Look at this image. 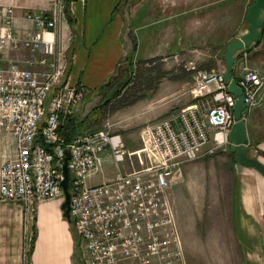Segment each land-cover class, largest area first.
<instances>
[{
    "label": "built area",
    "instance_id": "built-area-1",
    "mask_svg": "<svg viewBox=\"0 0 264 264\" xmlns=\"http://www.w3.org/2000/svg\"><path fill=\"white\" fill-rule=\"evenodd\" d=\"M61 5L53 0L54 14L25 10L22 18L33 30L17 34L12 5L0 3V130L10 131L15 141L14 154L0 162V196L25 205L37 199L62 200L66 148L69 219L84 264H186L167 195L181 179L184 161L226 148L235 96L226 89L222 68L199 67L174 53L198 98L143 126L138 150L129 151L121 135L110 131L108 120L66 140L59 126L79 108L86 89L61 80L62 70L54 61L48 68H34L29 58L20 65L3 55L6 45L19 42L29 51L39 50L44 63L45 55L54 52V39L42 35L56 26ZM231 74L243 93L240 117L246 120L264 92V74L244 61L238 67L233 63ZM140 151L154 162L89 182L106 158L118 164L135 155L141 163Z\"/></svg>",
    "mask_w": 264,
    "mask_h": 264
},
{
    "label": "crops",
    "instance_id": "crops-1",
    "mask_svg": "<svg viewBox=\"0 0 264 264\" xmlns=\"http://www.w3.org/2000/svg\"><path fill=\"white\" fill-rule=\"evenodd\" d=\"M36 1L43 2H26L31 7L27 9L54 14L51 2L44 7L47 0ZM137 1L123 0L122 6L134 3L130 21L137 25L132 29L142 31L144 44L149 51L158 52L159 60L175 53L181 60L193 59L199 67L223 68L220 52L228 41L246 30L244 14L252 0H143L141 5ZM15 5L16 33L32 31L31 22L22 18L20 4ZM86 6L85 0H63L56 26L42 35L54 39V52L45 55L44 63L39 62V50L29 51L19 42L6 45L3 55L18 60L20 65H26L23 60L29 58L34 68H48L54 61L62 70L61 80L80 84L86 94L95 91L96 85L111 74L124 56V15L120 9L110 22L104 23L106 16L97 21L93 10L89 11L92 16H88ZM140 16L141 24L137 23ZM258 17L257 39L236 50L234 64L238 67L244 61L264 74V8L259 9ZM162 77L155 91L158 102H151L154 93L144 96V101H150L144 104L150 116L166 111L171 103L164 97L174 88L188 103L198 98L197 93L189 90L190 76ZM89 101L83 98L72 114L71 136L78 133L77 111ZM141 128L129 135L118 132L129 151L141 147ZM245 131L248 155L264 165V92L245 120ZM14 152L13 135L1 129L0 162ZM94 176L89 182L106 178L102 173L100 177ZM170 196L173 211L179 212L180 205L186 214L181 219L174 214L183 254L189 247L186 241L191 239L192 254L215 256L217 264H264V175L255 167L238 162L228 148L201 153L182 163V177L171 187ZM61 201L37 199L25 205L19 199L0 196V264H84L78 234L62 214Z\"/></svg>",
    "mask_w": 264,
    "mask_h": 264
},
{
    "label": "rangeland",
    "instance_id": "rangeland-1",
    "mask_svg": "<svg viewBox=\"0 0 264 264\" xmlns=\"http://www.w3.org/2000/svg\"><path fill=\"white\" fill-rule=\"evenodd\" d=\"M32 1V3H40L43 1H36V0H0L1 3H10L13 5L14 8H17L15 4H20L21 10L24 12L25 9L31 8L25 4L26 2ZM53 0H47L45 2L44 7L49 5L51 2V7L53 6ZM87 4V10L92 11L93 15L97 17V21H100L101 16H106L105 22H110L111 19L118 13H120V9H122V13L124 15L123 20V27L121 30L122 40L124 43V56L119 59L118 62H123L124 65L121 68L119 75L116 78L111 79L109 85H105L101 88V86L106 82L108 75L104 77L102 81H100L96 87L95 91H90L85 95V99L90 100L84 107L86 110L82 111L84 108L77 111L76 117L79 119L78 123V132H85L100 128L105 120H108L110 125V131H116L119 133L125 134H134L140 130L141 127L145 126L146 124L154 121L155 119L165 116L167 114H176L179 109L184 106L189 101L183 98V94H180L177 88L172 89V91H168L165 95L164 99H166L171 104H168V107L164 113L161 114H153L150 116V112L147 111V105L144 104L149 103V100L144 101V96L148 94H153L151 102H158V97L155 96L156 88L158 87V83L162 78L155 77V70H168L171 69L175 71L178 67V61L174 60L172 56H168L165 60H159L158 52L149 51L146 42L143 39L142 31L135 30L133 31L132 26H136L137 24H133L130 21L132 16V9L134 3H131L128 7L124 4L122 6L123 0H85ZM157 2V0H155ZM63 2V0H61ZM139 4L143 3V0H138ZM139 7V5H138ZM140 15L142 14V9L138 10ZM92 14L89 12L88 16ZM157 17L156 16H152ZM103 18V17H102ZM93 20H95L93 18ZM141 16L140 20L137 23L141 24ZM155 41L154 45H158V36L155 34ZM152 40V42H153ZM153 44V43H152ZM153 61V62H151ZM150 69V70H148ZM150 71V72H148ZM115 72V68L111 71V73ZM100 86L101 91L97 93V88ZM122 89V93L117 98L115 103L120 102H127L131 99L136 97V100H140L139 104H133V102H128L122 105H118L113 108L114 100H109L107 104L103 107L100 105L102 101L111 99L112 93L117 90ZM144 102V103H143ZM156 115V116H155ZM144 119V120H143ZM140 156L142 162L139 163L135 155H130L129 160L125 159L123 162L116 164L110 160H107L104 164H102L101 171L97 172L94 177H100L101 173L106 175V178L113 176L116 171L121 170H129L132 168H140L145 166L146 164L153 163V159L146 156L145 152L140 151ZM91 182H95L96 180L90 179ZM174 185V184H173ZM172 185V186H173ZM171 186V187H172ZM167 195L168 202L171 207L173 214L177 215L180 219L182 216L186 215L185 210L182 208L180 210L179 205V212L173 211V207L171 204V196L170 190ZM176 207L178 208L177 201L175 202ZM191 239L187 240V244L189 247L185 249L184 252V259L186 264H217V258L211 255H203V256H196L192 254V249L190 246ZM206 251V248H204ZM220 260V259H219ZM222 263V261H221Z\"/></svg>",
    "mask_w": 264,
    "mask_h": 264
},
{
    "label": "water",
    "instance_id": "water-1",
    "mask_svg": "<svg viewBox=\"0 0 264 264\" xmlns=\"http://www.w3.org/2000/svg\"><path fill=\"white\" fill-rule=\"evenodd\" d=\"M260 8H264V0H252L246 8L244 18L246 20V30L241 33L235 39H232L226 43L224 49L220 52V56L223 59L222 76L226 83V89L230 91L234 96L232 104V115L234 121L231 123L227 131V145L231 152L236 155L237 161L244 165H250L255 167L261 174L264 175V165H262L258 159L247 153L246 144V131L245 120L240 117V111L242 109L243 93L239 85L235 82L234 76L231 74L232 66L234 63V53L247 46L250 42L255 41L258 36V26L260 23L258 12ZM123 62H118L115 66V72L108 75L117 76L123 67ZM107 78V79H108ZM100 90V86L97 91ZM68 150L64 149V154L61 162V179L60 186L63 192V199L60 203L62 214L69 219V188L71 181L68 177L67 168Z\"/></svg>",
    "mask_w": 264,
    "mask_h": 264
},
{
    "label": "trees",
    "instance_id": "trees-1",
    "mask_svg": "<svg viewBox=\"0 0 264 264\" xmlns=\"http://www.w3.org/2000/svg\"><path fill=\"white\" fill-rule=\"evenodd\" d=\"M150 70V69H148ZM150 72V71H148ZM119 75V74H118ZM117 75V76H118ZM117 76H114V75H111L107 80L106 82L101 86V88L105 85H109L110 82H111V79L113 78H116ZM162 76H165L167 78H175V77H184V76H190L189 72L186 71L185 69H183L182 67H178L175 71H172L171 69H168V70H161V69H156L155 70V77L159 78V77H162ZM100 88V90H101ZM122 89H117L115 90L111 95V99H107V100H104L102 101V103L100 104L102 107L107 104V102L109 100H114V105H113V108L116 107V106H120L122 104H125V103H130V102H133L135 101L137 98L139 97H136L134 99H131L127 102H120V103H115V101H117V98L119 97V95L122 93L121 91ZM59 130L60 132L62 133V135L64 136V139L68 140L70 137H71V132L74 130V121H73V118H72V115H69L67 117H65L63 123L59 126ZM68 221H70V219H68ZM71 223V222H70Z\"/></svg>",
    "mask_w": 264,
    "mask_h": 264
}]
</instances>
